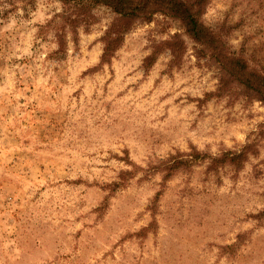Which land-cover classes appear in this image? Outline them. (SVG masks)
Here are the masks:
<instances>
[{"label": "rangeland", "instance_id": "374dc122", "mask_svg": "<svg viewBox=\"0 0 264 264\" xmlns=\"http://www.w3.org/2000/svg\"><path fill=\"white\" fill-rule=\"evenodd\" d=\"M6 8L0 264H264V102L163 14L103 63L110 9L73 33L60 0ZM202 21L264 72V0Z\"/></svg>", "mask_w": 264, "mask_h": 264}, {"label": "trees", "instance_id": "16d2710c", "mask_svg": "<svg viewBox=\"0 0 264 264\" xmlns=\"http://www.w3.org/2000/svg\"><path fill=\"white\" fill-rule=\"evenodd\" d=\"M33 0H0V18L5 16L6 6L15 7L17 3H32ZM64 6V12L57 17L62 19V32L70 29L73 33L83 23L88 25L93 21L91 8L104 6L115 15L111 26L105 32V43L102 62L107 63L114 53L122 45L124 33L130 29L136 20L150 21L153 15L163 14L181 22L185 33L197 44L207 48L210 54L221 65L223 81L235 80L252 91L258 100L264 102V72L251 66L250 62L229 49L220 32H216L206 26L202 21L206 4L209 0H60ZM65 34V33H64ZM61 35H59V39ZM178 38V37H176ZM179 42V41H178ZM169 48L176 57L180 54L181 43H169ZM155 57H149L153 60ZM242 154L228 156L232 162L241 158ZM215 158L213 162L219 161ZM178 160L172 165L177 168L183 164Z\"/></svg>", "mask_w": 264, "mask_h": 264}]
</instances>
